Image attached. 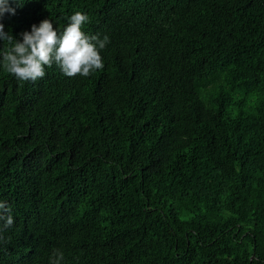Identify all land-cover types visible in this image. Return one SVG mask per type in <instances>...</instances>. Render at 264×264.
Here are the masks:
<instances>
[{"label":"trees","instance_id":"16d2710c","mask_svg":"<svg viewBox=\"0 0 264 264\" xmlns=\"http://www.w3.org/2000/svg\"><path fill=\"white\" fill-rule=\"evenodd\" d=\"M19 2L16 39L109 42L86 78L0 66V264H264V0Z\"/></svg>","mask_w":264,"mask_h":264},{"label":"clouds","instance_id":"9594fccd","mask_svg":"<svg viewBox=\"0 0 264 264\" xmlns=\"http://www.w3.org/2000/svg\"><path fill=\"white\" fill-rule=\"evenodd\" d=\"M12 5H15L13 7ZM23 5L19 0H0V43L8 47L0 50V66L20 82H36L45 76V68L55 65L66 77L77 75L88 77L103 69V59L99 54L109 38L87 35L82 29L90 22L87 14L79 11L70 18L62 32H57L49 18L33 24L30 31L20 33L16 39L11 32L4 31L2 23L5 15H15L16 8ZM14 223L10 207L0 201V243H7L5 230ZM64 254L53 249L49 264H62Z\"/></svg>","mask_w":264,"mask_h":264}]
</instances>
